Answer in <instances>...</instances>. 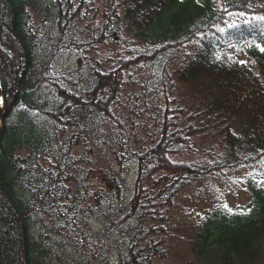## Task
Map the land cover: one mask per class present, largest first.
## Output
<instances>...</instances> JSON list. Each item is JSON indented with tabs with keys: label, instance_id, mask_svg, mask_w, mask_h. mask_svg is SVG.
Instances as JSON below:
<instances>
[{
	"label": "trees",
	"instance_id": "obj_1",
	"mask_svg": "<svg viewBox=\"0 0 264 264\" xmlns=\"http://www.w3.org/2000/svg\"><path fill=\"white\" fill-rule=\"evenodd\" d=\"M237 15L264 25V0H0V264L159 263L177 191L264 155V42ZM246 186L187 227L200 264H264Z\"/></svg>",
	"mask_w": 264,
	"mask_h": 264
},
{
	"label": "rangeland",
	"instance_id": "obj_2",
	"mask_svg": "<svg viewBox=\"0 0 264 264\" xmlns=\"http://www.w3.org/2000/svg\"><path fill=\"white\" fill-rule=\"evenodd\" d=\"M233 19L234 20L230 19V25H239V23H243L244 26H251L255 31L257 39L264 42V25L260 23L258 18L254 16L237 15ZM1 37L2 34L0 32V38ZM192 47L193 45H191L189 49ZM108 51H111V48H109ZM71 62L68 61V59H62L61 67L73 68L74 66H71ZM137 86V82L134 85L127 86V90L131 92V96L138 90ZM174 157L175 159L190 161L201 159L202 154L196 151L181 152ZM258 159L259 160L253 164H243L236 168L227 169L223 176H217L212 173L202 175L177 191L173 199L172 207L166 218V223L173 226L171 229V232L173 231L172 236L170 240L166 242L167 256L160 259L161 262L156 264H200V262L190 254L188 243L184 239L187 227L189 229L193 227L194 223L200 220V215L215 205L234 207L236 205L245 204L249 198L246 186L248 177H252L257 181L264 179V155ZM130 182L132 183V180ZM260 261H263V259ZM259 264L262 263L260 262Z\"/></svg>",
	"mask_w": 264,
	"mask_h": 264
},
{
	"label": "water",
	"instance_id": "obj_3",
	"mask_svg": "<svg viewBox=\"0 0 264 264\" xmlns=\"http://www.w3.org/2000/svg\"><path fill=\"white\" fill-rule=\"evenodd\" d=\"M2 107H3V90H2V84H1V78H0V119L2 115Z\"/></svg>",
	"mask_w": 264,
	"mask_h": 264
},
{
	"label": "snow or ice",
	"instance_id": "obj_4",
	"mask_svg": "<svg viewBox=\"0 0 264 264\" xmlns=\"http://www.w3.org/2000/svg\"><path fill=\"white\" fill-rule=\"evenodd\" d=\"M261 51H264V45L260 46Z\"/></svg>",
	"mask_w": 264,
	"mask_h": 264
}]
</instances>
